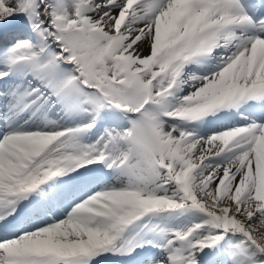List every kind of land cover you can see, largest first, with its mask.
Segmentation results:
<instances>
[{
	"label": "snow or ice",
	"instance_id": "snow-or-ice-1",
	"mask_svg": "<svg viewBox=\"0 0 264 264\" xmlns=\"http://www.w3.org/2000/svg\"><path fill=\"white\" fill-rule=\"evenodd\" d=\"M264 264V0H0V264Z\"/></svg>",
	"mask_w": 264,
	"mask_h": 264
}]
</instances>
